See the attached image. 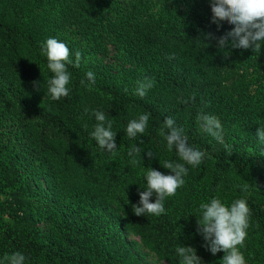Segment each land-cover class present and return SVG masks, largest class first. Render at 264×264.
Wrapping results in <instances>:
<instances>
[{
    "label": "trees",
    "instance_id": "obj_1",
    "mask_svg": "<svg viewBox=\"0 0 264 264\" xmlns=\"http://www.w3.org/2000/svg\"><path fill=\"white\" fill-rule=\"evenodd\" d=\"M203 1L0 0V258L18 251L25 264H149L142 246L178 264L174 250L183 244L202 264H221L223 252L202 246L193 216L201 200L216 196L246 200L240 251L245 264H264V145L255 138L264 125V44L225 53L217 41L232 25L212 23ZM48 37L63 41L70 59L80 54L60 101L47 94L51 74L39 55ZM86 71L94 85H81ZM145 77L153 87L140 98L134 89ZM94 109L112 121L113 152L88 135ZM202 111L220 120L230 154L200 131ZM144 112V134L128 138L127 121ZM166 116L207 155L186 166L165 213L136 216L131 206L146 168L167 174L159 162L176 159L163 147ZM133 144L141 149L135 162L126 155ZM149 150L156 156H145Z\"/></svg>",
    "mask_w": 264,
    "mask_h": 264
},
{
    "label": "clouds",
    "instance_id": "obj_2",
    "mask_svg": "<svg viewBox=\"0 0 264 264\" xmlns=\"http://www.w3.org/2000/svg\"><path fill=\"white\" fill-rule=\"evenodd\" d=\"M211 22L217 27L220 22L227 20L232 25L231 29L218 38V45L225 53L231 49H251L259 51L264 44V0H210ZM39 55L45 58L48 79L46 91L53 101L67 98L70 93L69 83L71 74L68 65L78 68L80 54L74 52L70 59L69 48L63 41L48 37L39 42ZM81 85L95 84V74L86 71L80 80ZM153 82L145 77L136 82L134 94L143 98ZM187 101H181L186 103ZM85 111H89L85 109ZM94 124L88 135L97 148L104 152L116 150L115 133L112 121L106 118L103 110H92ZM150 113L144 112L136 118L129 119L123 132L130 139L137 140L144 134L149 124ZM196 121L201 132L210 137L216 144L223 147L225 152L231 153V145L227 144L223 136V126L220 120L208 112H199ZM161 135L164 149L175 152L176 159H165L159 162L164 169L170 170L165 174L156 169L147 167L142 175L143 191L138 193V203L132 204V212L136 216H159L165 213L164 201L166 197L175 195L178 188L185 183L188 174L187 165L196 167L201 164L206 151L188 142V136L182 127H178L174 118L166 116L161 122ZM256 142L264 145V125H259L255 132ZM141 149L137 144L131 145L126 155L135 162ZM155 155L151 150L145 156L151 158ZM156 156V155H155ZM246 189L242 188L241 191ZM150 197H154L150 201ZM250 212L247 202L243 198H236L231 202H222L216 196L201 200L193 209L196 217L197 233L201 235L202 246L215 255L223 252L221 264H245V258L240 249L247 236L248 218ZM178 264H202L191 246L179 244L175 247ZM26 257L21 252H14L0 258V264H25Z\"/></svg>",
    "mask_w": 264,
    "mask_h": 264
},
{
    "label": "rangeland",
    "instance_id": "obj_3",
    "mask_svg": "<svg viewBox=\"0 0 264 264\" xmlns=\"http://www.w3.org/2000/svg\"><path fill=\"white\" fill-rule=\"evenodd\" d=\"M202 6H203V10L205 11H209L210 9V1L209 0H204L202 2ZM129 239L132 240H136L137 242H139L134 236L129 235ZM140 251L142 253H144L145 255V260L149 263V264H163L162 262L158 261L156 259V257L154 256V254L150 253L149 251H147L145 248H143L142 246L139 247Z\"/></svg>",
    "mask_w": 264,
    "mask_h": 264
}]
</instances>
